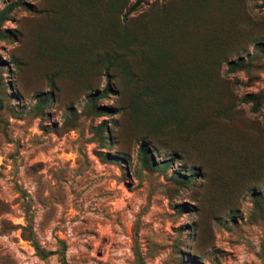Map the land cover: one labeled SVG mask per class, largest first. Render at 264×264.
Wrapping results in <instances>:
<instances>
[{"label": "rangeland", "instance_id": "obj_1", "mask_svg": "<svg viewBox=\"0 0 264 264\" xmlns=\"http://www.w3.org/2000/svg\"><path fill=\"white\" fill-rule=\"evenodd\" d=\"M134 1L0 0V264H264V0Z\"/></svg>", "mask_w": 264, "mask_h": 264}, {"label": "trees", "instance_id": "obj_2", "mask_svg": "<svg viewBox=\"0 0 264 264\" xmlns=\"http://www.w3.org/2000/svg\"><path fill=\"white\" fill-rule=\"evenodd\" d=\"M142 0H135L133 2V4L126 10L123 18H125L126 16H128L131 12L135 11L141 4ZM256 50H260V47L258 45L255 46ZM242 64L240 63V60L238 61H229L227 62L226 66H227V71L228 72H233L236 69H241ZM104 92L108 91V86L106 85L104 87ZM139 150L141 151L142 154V159L143 161H145V150L143 149L142 145L139 147ZM27 222H28V218H26ZM22 232L23 234L25 233V237L26 239L31 243V246L33 247L35 253L44 258L48 255V252L46 253L45 250L43 248L40 247V245L38 244L37 240L35 239L32 231L30 228H28V230L25 229V227L22 228Z\"/></svg>", "mask_w": 264, "mask_h": 264}]
</instances>
